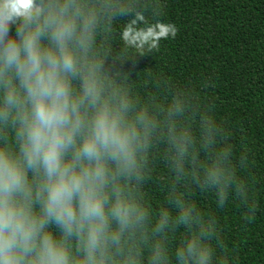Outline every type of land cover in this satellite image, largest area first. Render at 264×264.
<instances>
[{"label":"clouds","instance_id":"clouds-1","mask_svg":"<svg viewBox=\"0 0 264 264\" xmlns=\"http://www.w3.org/2000/svg\"><path fill=\"white\" fill-rule=\"evenodd\" d=\"M165 8L0 0V264L237 259L218 213L238 205L246 227L264 189L211 77L128 83L179 32Z\"/></svg>","mask_w":264,"mask_h":264},{"label":"trees","instance_id":"trees-1","mask_svg":"<svg viewBox=\"0 0 264 264\" xmlns=\"http://www.w3.org/2000/svg\"><path fill=\"white\" fill-rule=\"evenodd\" d=\"M164 18L179 28L177 36L141 59L128 83L147 94L170 84L169 77L180 83L211 77L216 110L237 137L244 135L264 189V0H166ZM259 202L246 227L238 205L218 213L229 244L239 245L233 264H264V191Z\"/></svg>","mask_w":264,"mask_h":264}]
</instances>
